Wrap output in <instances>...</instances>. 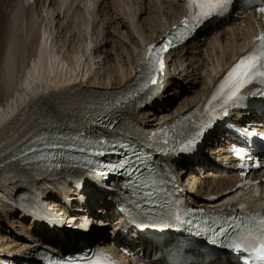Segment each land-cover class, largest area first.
<instances>
[{"label":"bare ground","instance_id":"1","mask_svg":"<svg viewBox=\"0 0 264 264\" xmlns=\"http://www.w3.org/2000/svg\"><path fill=\"white\" fill-rule=\"evenodd\" d=\"M78 1L81 7L74 6L76 0H33V3L29 5H25L23 0H0V187L6 188L5 197L0 198V210L4 217L19 216L21 221L28 223V226L36 231L34 244L31 245L33 247L29 244L30 248L23 252L12 243H8L7 246L3 241L0 243V257L13 256L11 257L13 261L19 264L24 258L31 256L30 253L36 245L43 242L45 244L55 242L46 234L48 227L42 226L43 222L39 220V217L49 212L48 207L53 205L62 207L64 203L59 200L58 194L48 191L56 189L57 192L66 194L74 205L77 200L75 184L68 183V180L56 183L55 179L43 177L37 182L38 192L47 194V199L51 201L19 202L18 196L23 191L18 190L15 196L13 194L20 185L21 187L24 185L21 182L15 183L16 177H13L20 169L18 165L14 166V174L9 176L13 172L12 156L30 138L40 132L85 128L93 114L101 115V117L116 116L119 108L115 105L114 92L116 89L126 87L132 81L137 47L140 43L155 40L163 34L162 29L168 20L167 12L174 11L177 15L181 11L178 0L162 1L166 3V13L162 9L163 4L156 0H147L144 6L140 4L137 7L135 5L138 0H96L95 6H89L86 0ZM142 14H145L146 18L142 17ZM118 15H122L123 18L117 20ZM150 18L153 21H150ZM248 22V20H244L243 23L233 21L225 27L206 29L195 42L188 43L182 49L172 52L169 61V66H172L169 69L172 72L168 71L169 79L165 84L166 88L168 83L171 84L170 80H175L180 89L188 87L184 84L185 80L180 78V72L187 71L183 66L189 60L186 69L193 68L194 72L198 71L202 79L193 101L196 103L207 90L219 67L243 47L245 35L250 29ZM239 31L244 33L237 39L236 33ZM134 34L137 37H134ZM107 36L108 38L117 37L118 40H128L133 49H127L125 56L118 51L119 55H113L112 60L107 59L106 53L115 54L113 47L108 49ZM100 37H102L101 40H98ZM104 39V43H101ZM207 40L209 44L207 47L211 50L214 48L217 55L212 56L211 59L210 55L206 63L199 66L197 59L194 60L197 57L193 53L204 46ZM8 49H12L17 54V67L12 76L13 79L8 78L6 69ZM102 51L105 54L100 58ZM94 58H98V61ZM99 63L102 77L98 78L101 81L95 84L92 73L89 72L92 71L93 64ZM176 71L178 77L175 76ZM97 75L98 72L93 74L95 80ZM160 96L161 94L140 109L139 107L131 108L127 112L125 122L128 124L123 123L129 128L128 136L133 135L138 129L147 128L148 124L143 125L139 117L145 115L148 110H151L150 117L148 116V122L151 125L148 127L175 116V111L167 113L168 109L162 105L165 103V95ZM188 108H190L189 104L182 106L177 113L182 114ZM214 153L217 158L221 155V153L217 155L216 151ZM219 167L220 163L213 164V169L217 170ZM179 170L184 173L182 168ZM212 173L214 172L206 171L207 176ZM188 174V195L191 201L204 204L202 197L213 193L217 198L210 201V206L220 207L224 204V199L232 196L231 193H223L234 183L232 176L219 178L214 176L215 178L209 180L196 181V175ZM20 175L34 180L27 172H22ZM198 182L201 186L196 184ZM259 187H252V191ZM190 191L195 194H190ZM85 193L88 207L96 201L104 205V199L99 196L95 188L92 187ZM260 193H263L261 187ZM77 209H81V206ZM102 212L106 217H113L108 211L102 210ZM8 223L10 227L13 226L12 221ZM92 236H105L106 241L109 239L106 232L93 231L90 237ZM116 236L123 242L126 241L129 247L135 248L140 245L141 237L131 229H127L122 238L119 235ZM71 238L75 241L79 239L77 236ZM117 238L113 237V240ZM61 245L64 244L61 243Z\"/></svg>","mask_w":264,"mask_h":264},{"label":"snow or ice","instance_id":"2","mask_svg":"<svg viewBox=\"0 0 264 264\" xmlns=\"http://www.w3.org/2000/svg\"><path fill=\"white\" fill-rule=\"evenodd\" d=\"M234 3L235 0H187L188 11L180 24L173 26V31L169 32L159 44L149 45L141 52L140 64L147 66L149 69L148 81L142 88H146L148 83L158 84L157 77L162 75L164 68L162 56L164 52L174 47L177 41L183 43L205 23H210L212 19L230 12ZM256 11L264 13V0H259ZM249 96H259L264 99V31L254 37L251 48L239 57L227 71L218 87L211 94V98L207 101V107L201 121H192L195 130L179 143L178 149L173 148L172 151L195 152L198 144L205 137V133L214 127L217 120L221 117H228L230 115L229 109L241 106ZM217 108L220 111H217ZM186 118L192 119L191 116ZM253 135L255 134L253 133ZM38 138L44 141L43 147H29L28 151L33 152L41 159L46 158L45 150L51 149L68 147L81 153L90 151L92 155L105 156L116 154L115 150L117 148V145H110L103 137L88 141L89 148L83 146L77 148L72 144L66 146L53 139H45L39 136ZM119 147L122 148L124 145H119ZM236 155L243 158V150H238ZM89 164H92L91 160H88L84 167ZM108 167H119L123 173L127 174L126 187L132 190L133 195H141L146 203H155L151 198L154 197L158 185L163 184L165 181L157 179L156 176L144 178V171L151 172V170L144 166L143 160L135 151H133L132 157H128L127 153H124L121 155L118 165H108ZM92 171L95 174L96 169L93 168ZM100 176L103 180L107 176V172L101 171ZM134 176L136 177L135 180L132 179ZM172 179H175L174 174H172ZM98 193L102 196L106 195L103 188L98 189ZM133 202L137 208H141L139 201ZM160 206L162 208L166 207L167 210L154 218L158 223H153V227L179 228L183 225L193 224V220L190 219L193 214L192 209L182 208L178 202H166ZM239 207L243 211L246 206L240 205ZM203 224L204 227H201L200 224L196 225L197 235H208L211 244L219 245L223 250L225 258L232 253H237L239 255L236 259L239 261L243 257V264H264V213L248 214L239 222L236 221L235 217H228L223 224H219L216 219H213L211 223L205 220ZM229 229L232 231L229 232ZM245 253L246 256H244ZM100 255L103 254H98V256ZM88 264H102V261L100 259L89 260ZM214 264H230V262L218 257Z\"/></svg>","mask_w":264,"mask_h":264},{"label":"rangeland","instance_id":"3","mask_svg":"<svg viewBox=\"0 0 264 264\" xmlns=\"http://www.w3.org/2000/svg\"><path fill=\"white\" fill-rule=\"evenodd\" d=\"M144 2L146 4L147 0H145V1L144 0H138V2L136 3L135 6L137 7L140 4H141V6H144ZM74 6L81 7V4L79 3L78 0H76V2L74 3ZM162 9L164 10V13L167 12L165 5L162 6ZM110 10H112V9H110ZM112 11H114V10H112ZM142 11H144V9ZM151 13H153V12H151ZM167 13H168L167 19L172 18L174 15V12H167ZM117 17H118L117 20L119 18H123L122 15H118ZM142 17L146 18V15L142 14ZM151 18H152V16H151ZM151 18H150V21H153V19H151ZM147 20L149 21V19H147ZM105 28H107L106 25H105ZM110 31L112 32V29ZM104 34L105 33H103L102 35H104ZM104 37H105V35H104ZM134 37H137V35L134 34ZM101 38L102 37H100L98 40H101ZM107 38H108V36H107ZM118 39L119 38H117V37H113V38L109 37L107 39L108 40L107 42L109 43L108 49L113 47V51L115 52V54H109V53L105 54V52L102 51L103 53L101 54L100 58H102L103 54H105L106 56L108 55L107 59L112 60L114 57L113 55H116V54L119 55V53H120V54H122V56H125V55H127V49H130V50L133 49V46L131 47V43L128 40L126 41L125 39H121V40H118ZM104 41H105V39L102 40L101 43H104ZM208 45L209 44H208V40H207V43H205L204 46L200 47V49L194 51V53H193L194 56L197 57V58H194V60L197 59L198 64L197 63L196 64L199 66L203 65V63H206V59L209 58L210 55H211L210 59L213 58L212 56L216 57V55H217L216 50L214 48H212V50H211L209 47H207ZM118 51H119V53H117ZM65 55H62V56L65 57ZM94 60L98 61V58H94ZM188 61L189 60H187L185 65L183 66V67H185V70H187V71L180 72L181 73L180 78H182L183 81L185 80L184 84L187 85L188 87H186L185 89L181 87V89H180L178 87V84L175 82V80H170L171 84L170 85L168 84V87H167L168 90H166L164 92L165 103H162V105H163V107H166L168 109L167 113H169V112L174 113V111H175L176 112L175 115H177L178 114L177 112L180 110V108L182 106H185V105L187 106L188 104L190 106H192V103L195 100L194 98L196 97V93L199 91V88L201 85V80H202L201 76L199 77L200 74L198 73V71L194 72V70H192L193 68L186 69V67H188ZM98 65H99V67H98ZM98 65L93 64V67L91 69L92 71L89 72L90 74L92 73L91 76H92L93 81L96 82L95 84H98L99 80L101 81V79H98V78L102 77L101 76L102 71H100L101 70L100 63ZM183 67L181 69H183ZM177 71H178V69H177ZM177 71L175 72L176 77H178ZM96 72H98V75L96 76L97 81L95 80V77H93V74ZM184 77H186L187 79ZM175 86H177V87L175 88ZM187 102H188V104H187ZM149 114H151V110L150 111L148 110V112L145 115H142V116L140 115V117H139L140 122L145 126L147 124H148V126L151 125V123L148 122L149 121L148 118L150 117ZM13 115H11V116H13ZM141 117H142V119H141ZM148 126H146V127H148ZM10 221H12V223H13V226H11V227H10V223H8ZM110 230H111V228H108L107 230H105V232L108 233V232H110ZM35 232L36 231L32 227L30 228L28 226V223L21 221L19 216L15 215L13 218H9V216L4 217L2 210H0V243L3 241V243H5V246H7L8 243H10V244L12 243L13 245L18 246V248H20V251L23 252V250L25 251L27 248H30V247H28L29 244H30V246L34 244V237L36 234ZM1 237H4V238H1ZM5 241H8V242H5ZM31 247H33V246H31Z\"/></svg>","mask_w":264,"mask_h":264}]
</instances>
